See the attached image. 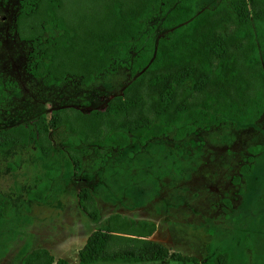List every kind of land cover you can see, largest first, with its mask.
Wrapping results in <instances>:
<instances>
[{
    "label": "trees",
    "instance_id": "16d2710c",
    "mask_svg": "<svg viewBox=\"0 0 264 264\" xmlns=\"http://www.w3.org/2000/svg\"><path fill=\"white\" fill-rule=\"evenodd\" d=\"M19 0L14 33L28 43V73L51 89L89 87L104 74L126 70L129 80L101 109H53L33 122L38 154L50 156L52 132L67 134L69 159L120 153L170 136L182 141L225 122L255 124L264 114V0ZM156 32H161L156 35ZM0 80V105L7 99ZM23 124L0 129V151L29 143ZM262 146L250 148L259 154ZM235 177L250 175L249 158ZM54 171L27 192L43 202ZM264 187V183H263ZM77 204L95 229L77 252L78 264H230L226 249L212 259L170 253L150 240L156 225L119 213L102 217L91 187ZM5 204L0 200V224ZM20 264H71L34 248Z\"/></svg>",
    "mask_w": 264,
    "mask_h": 264
},
{
    "label": "rangeland",
    "instance_id": "374dc122",
    "mask_svg": "<svg viewBox=\"0 0 264 264\" xmlns=\"http://www.w3.org/2000/svg\"><path fill=\"white\" fill-rule=\"evenodd\" d=\"M218 1L199 0L197 8ZM18 2L0 0V80L7 84L0 129L23 124L30 140L0 151V200L5 204L0 264H20L25 253L38 247L55 259L78 264L77 252L95 229L77 204L82 187H91L102 217L119 213L154 222L150 240L170 253L202 260L226 249L230 264H264V114L249 126L225 122L182 141L167 136L102 158L89 155L83 158L81 173L69 159L68 135L59 130L52 132L54 148L44 158L38 154L33 126L40 114L48 119L60 107L101 109L121 93L129 74L119 68L89 87L43 86L28 73L29 44L14 33ZM259 146V154L249 151ZM249 158L250 175L236 183ZM47 171L55 175L45 200H29L27 192Z\"/></svg>",
    "mask_w": 264,
    "mask_h": 264
}]
</instances>
